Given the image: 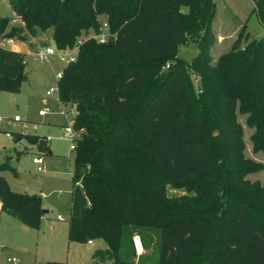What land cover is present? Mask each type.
Masks as SVG:
<instances>
[{
  "label": "trees",
  "instance_id": "1",
  "mask_svg": "<svg viewBox=\"0 0 264 264\" xmlns=\"http://www.w3.org/2000/svg\"><path fill=\"white\" fill-rule=\"evenodd\" d=\"M8 2L23 24L6 31L8 18L0 17V39L25 42L51 29L57 50L78 45L75 60L62 68L57 97L75 103L73 128L80 131L71 149L67 238L104 241L91 264H134L127 227L148 221L140 192L148 187L163 196L167 183L189 184L196 193L157 212L158 264H200L206 248L209 264H264V184L244 179L260 164L245 157L238 121L246 117L252 149L264 152V35L239 24L238 37L212 63L213 0ZM253 2L264 27V0ZM98 15L106 16L112 37L83 40L90 29L100 32ZM189 42L198 49L190 61L173 55ZM25 79L24 54L0 46V90L18 93ZM15 138L46 145L45 136ZM4 171L17 176L8 160L0 163L1 211L38 228L41 198L12 191Z\"/></svg>",
  "mask_w": 264,
  "mask_h": 264
},
{
  "label": "rangeland",
  "instance_id": "2",
  "mask_svg": "<svg viewBox=\"0 0 264 264\" xmlns=\"http://www.w3.org/2000/svg\"><path fill=\"white\" fill-rule=\"evenodd\" d=\"M213 1L216 12L212 21L215 37V42L210 48L212 63L215 62L218 55L232 45L238 37L241 26H244V29L256 38L264 35V27L258 21L253 0ZM8 5V0H0V17L8 18L6 31L10 30L11 26L23 24L11 10L10 5V9L8 8ZM97 18L101 23L100 32L96 33L90 29L86 34H82V39L85 40L91 36L97 38L103 31L104 24H106L107 38L104 42L106 43L112 37L108 32L107 18L105 15H98ZM247 41L243 39L241 45L244 46ZM18 42L21 41L14 39L15 45H20ZM24 43L25 45L22 44L21 46L27 47L30 54L44 43L53 46L51 29L40 32L34 37H28ZM8 46L12 47L13 45ZM175 48L173 55L186 61H190L198 51L192 42ZM25 62L26 79L21 83L19 92L13 94L0 90V163L8 160L17 173L15 176L11 171L3 172L11 190L22 194L33 192L36 194L28 195L35 196L43 192L45 197L42 198V202L49 213H47L48 219L42 222L43 228L39 230L27 228V232H21L19 226L17 227L20 225L19 222L17 220L14 222L10 215L2 211L0 216V264H46L45 260L56 258V256L60 258V261L69 264H88L90 254L93 253L94 249H97L98 244L91 247L83 243H69L66 239L72 190L71 171L74 159L68 133L72 139H75L80 133L73 128L76 105L71 101L62 103L59 100V103L56 92L50 95L46 94L50 87L56 85L55 73L62 70L65 62L60 60L58 56L50 57L49 62H40L29 54L25 55ZM191 75L195 88L199 90L198 75L195 73ZM44 108L47 109V112L45 115L39 116L38 111ZM60 110L64 112L63 115ZM15 116H18L19 120H12L11 124L6 123V120L13 119ZM245 118L244 115H238V121L244 129V154L246 158L260 164L258 167L260 169L247 173L244 179L250 182L259 181L264 184V152L252 149L250 136L253 129L246 125ZM68 128L70 129L69 132L67 131ZM6 132L11 136H7ZM17 134L49 136V145L48 140L45 142V146H39L37 142H29L25 138L16 139ZM72 143L74 144V141ZM49 147L52 153L48 155ZM39 154L46 157L47 170L44 173L37 172L36 166L32 163L33 156H40ZM140 181L143 185L146 184V179L140 178ZM190 189L189 184L167 183L163 196L149 192L148 187L144 191L142 189L139 209L144 211L145 208H148L145 216L148 217V221L143 226H137V228L127 227L129 232L132 231L131 242L133 237L139 236L144 249L141 254L135 253L131 257L134 264L141 262L158 264L162 214L159 216L157 212H162L161 208L163 207L161 205L174 198L178 203L183 204L182 201L186 204L189 203L183 197L195 195L194 189ZM59 191L61 192L60 195ZM207 206L205 205V207ZM57 215L62 216V218L56 219ZM52 224H56L57 228L51 229L49 226ZM207 227L211 229L210 225ZM211 254L210 248L202 250L199 256L200 260L197 263L209 264L208 258L210 259ZM7 257L16 258V262H7Z\"/></svg>",
  "mask_w": 264,
  "mask_h": 264
},
{
  "label": "built area",
  "instance_id": "3",
  "mask_svg": "<svg viewBox=\"0 0 264 264\" xmlns=\"http://www.w3.org/2000/svg\"><path fill=\"white\" fill-rule=\"evenodd\" d=\"M106 31H107L106 24H104L103 31L96 38L98 42L104 43L106 41V38H107ZM13 42H14V38L2 39V40H0V46L7 48L8 45H12ZM77 50H78V45H76L72 49H65V50H57L55 47H52V46L39 45V47H37L35 49L34 56H35L36 60L40 61V62H43V61L49 62L50 57L58 56L60 60L64 61L65 63H69V62H72L75 60ZM167 67H168V64L165 65V68H167ZM61 76H62V70L57 71L55 73L56 85L54 87H50L46 91L47 95H50L53 92L58 93V83L57 82L61 78ZM46 112H47V109L44 108L42 110H39L38 114L42 116V115H45ZM60 113L62 115L64 114V112L62 110H60ZM12 120L17 121V120H19V117L15 116L13 119H8L7 122L11 123ZM69 130L70 129L68 128L67 131L69 132ZM7 135H8V133H7ZM68 137L71 141L70 148L72 149L73 148V143H72L73 139L70 137L69 133H68ZM32 162L34 164H36L37 171H39V172L45 171L46 162H45L43 155L34 156L32 158ZM0 209H1V205H0ZM57 218H62V216L58 215ZM90 242H91V240H89V243ZM132 244H133V249L137 255H139L143 252L144 249H143V245H142V242H141V239L139 236L133 237ZM7 260L9 262H16L15 258L9 257Z\"/></svg>",
  "mask_w": 264,
  "mask_h": 264
},
{
  "label": "crops",
  "instance_id": "4",
  "mask_svg": "<svg viewBox=\"0 0 264 264\" xmlns=\"http://www.w3.org/2000/svg\"><path fill=\"white\" fill-rule=\"evenodd\" d=\"M8 8H9V5H8ZM10 9V8H9ZM13 14V13H12ZM233 19H234V17H232ZM232 19V20H233ZM18 43H20V45L19 44H17V45H15L16 43H14L13 42V46L12 47H7V48H10V49H12V50H14V51H18V52H21V53H23L24 54V61H25V55H32V56H34V50H33V53L32 54H30V52H28V50H27V47H22L21 45L23 44V45H25V43L24 42H18ZM11 46V45H10ZM15 46V47H14ZM35 57V56H34ZM50 61V60H49ZM25 64H26V62H25ZM58 102H59V100H58ZM60 103V102H59ZM39 116H41V115H39ZM43 116V115H42ZM13 121H11V123H12ZM6 123L7 124H11V123H8L7 122V120H6ZM64 127V126H63ZM7 133L8 132H6V135H7ZM7 136H11L9 133H8V135ZM45 140H46V142H47V140H48V145H49V141H50V137L49 136H45ZM52 152H51V149H50V147H49V149H48V155L49 154H51ZM40 155V154H39ZM34 156H38V155H34ZM33 156V157H34ZM44 156V155H43ZM44 159H45V162H46V157L44 156ZM33 163V162H32ZM34 164V163H33ZM35 166H36V164H34ZM46 170H47V162H46V169H45V171H43V172H39V171H37V169H36V171L37 172H39V173H44V172H46ZM2 175H3V172L1 173ZM3 177L5 178V176L3 175ZM71 177H72V171H71ZM5 180H6V178H5ZM7 181V180H6ZM8 183V182H7ZM9 185V184H8ZM10 187V186H9ZM11 189V188H10ZM13 191V190H12ZM60 191H59V195H60ZM25 194H36V193H29V192H25ZM40 198H41V205H42V207H43V209H44V211L45 212H43V216L41 217V220H40V224H39V227L38 228H35V229H37V230H39L40 228H43L42 227V222H43V220H45V219H48L47 218V213H49V210L47 209V207H45V204L42 202V198L43 197H45V194L43 193V192H40L39 194H37ZM71 197H72V190H71V196H70V200H71ZM70 206H71V201H70ZM3 212L1 211L0 212V216H1V214H2ZM6 213V212H5ZM6 214H8V213H6ZM8 215H10V214H8ZM11 216V218L14 220V222H15V220H17L18 222H19V224L20 225H17V227L19 228V230L21 231V232H27L26 230H27V228H30V227H27V226H25V225H23L17 218H15L14 216H12V215H10ZM58 216V215H57ZM56 219H58V218H56ZM15 224H17V223H15ZM45 226V225H44ZM51 229H56L57 228V225L56 224H52V225H50L49 226ZM67 230H68V226H67V228H66ZM67 230H66V233H67ZM38 236H39V234H38ZM66 239H67V242H69V243H79V242H71V241H69L68 240V238L66 237ZM83 244H87L88 246H91V247H95L94 246V244L95 245H97L98 244V247H97V249H102V248H104V246H105V244H104V241L103 240H101V239H95V241L94 240H91V242L89 243V241L88 242H85V243H83ZM95 250V249H94ZM52 252V250L50 251V253ZM94 252V251H93ZM92 255H93V253H91L90 254V259H89V263L88 264H91V262H92ZM9 257H7L6 258V261L7 262H9L7 259H8ZM16 259V258H15ZM46 261V264H49L51 261H53V262H61V263H64V264H69V263H67V262H65V261H60V258H58V256H56V258L54 257V258H49V259H47V260H45ZM13 263H15V262H13Z\"/></svg>",
  "mask_w": 264,
  "mask_h": 264
},
{
  "label": "water",
  "instance_id": "5",
  "mask_svg": "<svg viewBox=\"0 0 264 264\" xmlns=\"http://www.w3.org/2000/svg\"><path fill=\"white\" fill-rule=\"evenodd\" d=\"M43 212H45V211H43Z\"/></svg>",
  "mask_w": 264,
  "mask_h": 264
}]
</instances>
